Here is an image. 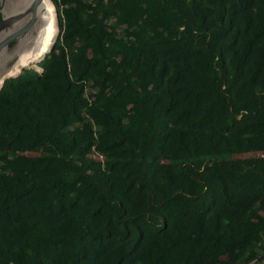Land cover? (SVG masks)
Instances as JSON below:
<instances>
[{"label": "trees", "instance_id": "1", "mask_svg": "<svg viewBox=\"0 0 264 264\" xmlns=\"http://www.w3.org/2000/svg\"><path fill=\"white\" fill-rule=\"evenodd\" d=\"M51 1L0 90V264H264V0Z\"/></svg>", "mask_w": 264, "mask_h": 264}, {"label": "bare ground", "instance_id": "2", "mask_svg": "<svg viewBox=\"0 0 264 264\" xmlns=\"http://www.w3.org/2000/svg\"><path fill=\"white\" fill-rule=\"evenodd\" d=\"M27 2L29 8L35 0H0L5 3L6 19L0 29V42L7 36L19 31L27 24L23 18V9ZM32 16L30 12L28 17ZM21 17V20H19ZM38 23L21 39L9 54L0 58V89L4 81L20 75L24 68L30 67L35 62L40 63L44 57L52 51L56 37L53 9L48 0H41ZM12 21V23H11ZM11 23V24H10ZM8 49L4 48L0 56Z\"/></svg>", "mask_w": 264, "mask_h": 264}, {"label": "water", "instance_id": "3", "mask_svg": "<svg viewBox=\"0 0 264 264\" xmlns=\"http://www.w3.org/2000/svg\"><path fill=\"white\" fill-rule=\"evenodd\" d=\"M49 2H50V4H51V6H52V9H53V15H54V22H55V26H56V36L57 37H60L61 36V33H62V29H61V20H60V14H59V10H58V8H57V6L51 1V0H48ZM40 6H41V0H35L34 2H33V4H32V8H31V10H30V12L32 13V18H31V20L25 25V26H23V28H21L19 31H17V32H15L14 34H12V35H10V36H7L5 39H3L1 42H0V53H1V51L4 49V48H6V47H8L9 48V46L11 45V44H13V43H17V41L20 39V38H22V37H24L30 30H31V28L36 24V23H38V20H39V18H38V14H39V8H40ZM5 22V20H4V18H3V20H2V22L0 23V26L3 24ZM11 23H12V21H11ZM10 23V24H11ZM56 43H57V41H54L53 42V47H52V51L54 50V47L56 46ZM51 51V52H52ZM46 57V56H45ZM44 57V58H45ZM41 63V62H40ZM40 63H36V64H33L30 68H32V69H37V70H39V64ZM23 71V70H22ZM22 71H21V73H22ZM21 73H20V75H21ZM19 75V76H20ZM18 77V76H17ZM9 79V78H8ZM7 80V79H6ZM5 80V81H6ZM5 81H4V83H5ZM3 86H4V84H3ZM3 88V87H2ZM1 88V89H2ZM0 89V90H1ZM261 260H264V255L263 256H261V257H259L257 260H256V262H258V261H261ZM255 263V262H254ZM254 263H252V264H254Z\"/></svg>", "mask_w": 264, "mask_h": 264}, {"label": "rangeland", "instance_id": "4", "mask_svg": "<svg viewBox=\"0 0 264 264\" xmlns=\"http://www.w3.org/2000/svg\"><path fill=\"white\" fill-rule=\"evenodd\" d=\"M15 0H13V2H14ZM30 8H29V6H28V4H27V2L25 1V6H24V9H23V18H24V21L25 22H29L30 20H31V18H32V16H30L29 15V17H28V14L30 13ZM3 12H5V10H3V6H2V4L0 3V14H1V16H2V18H4L5 19V17H4V14H3ZM54 16V15H53ZM19 20H21V17H20V19ZM28 34V33H27ZM21 39H23V37L22 38H20L18 41H17V43H13V44H11L10 46H9V49L10 50H13L15 47H16V45L18 44V42L21 40ZM59 39V37H55V40L54 41H57ZM37 62H35V64H36ZM31 67V66H30ZM30 67H27V68H30ZM25 69V68H24Z\"/></svg>", "mask_w": 264, "mask_h": 264}]
</instances>
